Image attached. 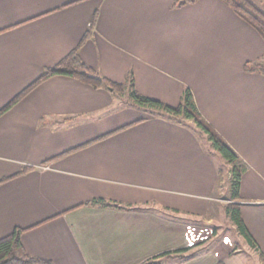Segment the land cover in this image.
Here are the masks:
<instances>
[{"label":"crops","instance_id":"0c3cea01","mask_svg":"<svg viewBox=\"0 0 264 264\" xmlns=\"http://www.w3.org/2000/svg\"><path fill=\"white\" fill-rule=\"evenodd\" d=\"M174 1L0 0V111L79 47L98 12L84 64L121 85L139 55L188 76L202 118L246 166L240 198L192 121L57 76L0 117V240L21 229L25 251L52 264H264V76L244 71L264 40L221 0ZM146 65L137 89L177 105L188 80L176 88Z\"/></svg>","mask_w":264,"mask_h":264},{"label":"trees","instance_id":"16d2710c","mask_svg":"<svg viewBox=\"0 0 264 264\" xmlns=\"http://www.w3.org/2000/svg\"><path fill=\"white\" fill-rule=\"evenodd\" d=\"M200 0H175L173 8L180 9L188 5H194ZM229 6L233 12L244 22L250 25L264 40V12L250 0H221ZM98 19V12L94 14L90 30L81 41L79 47L72 51L66 58H64L58 65L47 69L45 73L14 100L7 104L1 111L0 117L17 104L21 98L33 90L41 82L57 76H66L77 79L82 83L90 85L94 88H107L113 92H124V85L115 84L105 79L97 70L87 67L79 56V48L90 37L95 24ZM244 71L249 74H258L264 76V57L256 61L247 62L244 65ZM126 84H132L130 89V97L132 105L146 111L161 110L168 113L170 118L168 120L176 122L180 125L185 124L186 121L194 122L198 128L207 134L208 140L212 147L218 152L222 158L231 167V198L237 201L240 197V188L243 173L246 166L241 161L237 153L212 129V127L202 118L199 113L193 93L190 89L185 91L184 103L177 107H169L158 101L139 96L135 91V80H130L132 76H128ZM153 112V111H152ZM155 114V113H154ZM160 116V114H155ZM167 119V118H166ZM26 169L23 171L25 172ZM9 179H0V185L7 182ZM103 201H99V203ZM228 215L230 219L237 226L239 232L252 243L251 237L247 232L240 214V208L237 205L228 207ZM21 229H16L10 236L0 240V264H52L50 261L31 257L24 249L21 242Z\"/></svg>","mask_w":264,"mask_h":264},{"label":"rangeland","instance_id":"374dc122","mask_svg":"<svg viewBox=\"0 0 264 264\" xmlns=\"http://www.w3.org/2000/svg\"><path fill=\"white\" fill-rule=\"evenodd\" d=\"M251 1V0H250ZM253 2H255V3H257V4H259L260 6H262V8H264V0H252ZM166 44V41H162V40H160V43H158V44H156L155 46H157V45H165ZM143 56L142 55H139V58H138V60H139V62H135L134 61V67H135V69H134V67H130L129 69H128V71H127V73H126V79L128 78L129 79V77L128 76H132L131 78H130V80H132L133 78H134V80H136V78H135V71L136 70H138L140 67H137L138 65L139 66H141L142 65V62L144 61V62H148V65L150 66H147L146 65V68H143V71H144V73H143V75H146V76H156V77H159V78H161V79H163V78H169L170 80H171V82H173V83H177V82H179V83H181V81H183V82H185L184 80H185V78L188 80V82L189 83H186V84H183V86H182V89H181V92H180V95H179V98H180V100L178 101V103H177V105H172V103H166L165 101L166 100H160V99H157V98H149V99H152V100H155V101H158V102H160V103H162V104H164V105H166V106H169V107H177L178 105H180V104H183L184 103V96H185V91L187 90V89H190L191 90V92H192V81L190 80V78L188 77V76H184V75H182L181 74V71L178 69L177 70V68L176 69H168V68H166V67H157L156 66V64L155 63H153V62H151V61H148L147 59H145V58H143ZM135 64H137V65H135ZM160 72L162 73V72H164V74L166 75V76H163V75H160ZM178 84V83H177ZM177 84H176V88H178V86H177ZM124 85V92L122 93V95H121V97L123 98V102H129V103H131L132 104V101H131V97H130V89H131V86H132V84H130V83H125V84H123ZM137 84H134V87H135V91L137 92V94L139 95V96H143L142 94H141V92L139 91V89H137ZM193 93V92H192ZM143 97H145V96H143ZM146 98H148V97H146ZM151 111H153L155 114H160L161 115V117L162 118H170V117H172V116H170L168 113H166V112H164V111H161V110H158V109H156V110H151ZM190 125H191V128H192V130L194 131L195 129L197 130V131H200L201 132V134H202V136H203V139L204 140H206V141H208V136H207V134H205L203 131H202V129H200V128H198L197 127V125L194 123V122H191L190 123ZM209 142V144H210V149L209 150H213V151H215L214 150V148L212 147V144H211V142L210 141H208ZM219 159L220 160H222L223 158H222V156H220L219 155ZM224 159H223V163H224ZM227 162H225V164H226ZM226 166H228V164H226ZM216 197H219V198H222V197H226L225 196V191L224 192H222L221 194L219 193V195H216ZM221 203H223V205H227V202H224V201H221ZM218 218L221 220V222L223 223V229H224V233H225V235L227 234L228 236H230V237H234L235 236V233L234 232H232L231 231V224L229 223V219L225 216V212L224 211H222V213H220L219 215H218Z\"/></svg>","mask_w":264,"mask_h":264}]
</instances>
